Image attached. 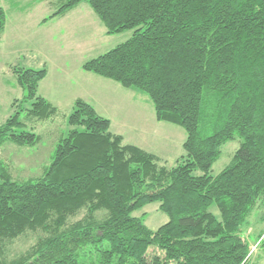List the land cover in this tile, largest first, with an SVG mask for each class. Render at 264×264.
Listing matches in <instances>:
<instances>
[{
	"label": "trees",
	"instance_id": "16d2710c",
	"mask_svg": "<svg viewBox=\"0 0 264 264\" xmlns=\"http://www.w3.org/2000/svg\"><path fill=\"white\" fill-rule=\"evenodd\" d=\"M58 1L50 18L85 2L108 35L132 31L82 69L147 94L157 121L184 129L183 154L162 165L76 99L67 136L39 179L18 181L0 162V264H250L241 232L264 199V0ZM4 28L0 10V36ZM14 73L27 115L57 112L38 93L46 68ZM20 111L0 125V148L38 142L17 131ZM236 136L230 161L210 175ZM152 202L168 216L156 230L133 214ZM28 231L42 233L12 252ZM257 240L264 250V231Z\"/></svg>",
	"mask_w": 264,
	"mask_h": 264
},
{
	"label": "rangeland",
	"instance_id": "374dc122",
	"mask_svg": "<svg viewBox=\"0 0 264 264\" xmlns=\"http://www.w3.org/2000/svg\"><path fill=\"white\" fill-rule=\"evenodd\" d=\"M83 4L63 18H50L60 6L58 0H0V10L5 16V28L0 36V125L22 108L19 117L23 126L18 127L17 131L30 130L39 136L34 145L6 142L0 148V162L8 167L13 178L18 181L39 179L52 164L58 143L70 129L67 117L72 110L68 106L71 91L76 90L75 86L71 87V81L81 73L83 63L90 55L94 57L102 54L132 34V31H125L107 37L103 24H100L89 4ZM86 8H89L92 19L86 14ZM45 18H48L47 21H43ZM14 67L35 70L46 68L48 76L42 79L41 91L45 93L46 89L49 96L55 95L52 98L58 101L59 110L54 115L47 119L27 115L30 101H22L27 91L17 82ZM94 88L88 81L85 90ZM129 90V96H107L109 99L105 106L114 115L128 112L129 121L132 122H129V128L121 130L125 143L143 145V141L144 150L158 155L162 165H174L183 154L184 129L157 121L148 95L135 88ZM93 92L92 95L101 97L99 92ZM133 121L135 124L132 125ZM163 131L167 137L162 134ZM239 143L240 138L236 136L221 147V155L213 164L210 175L218 174L228 164ZM210 210L216 216L219 215L215 206ZM82 214L71 219L80 218ZM133 214L142 215L145 225L151 230H156L168 221L167 214L159 209V202L148 203ZM263 231L264 199H260L241 232L249 245L250 264H264V250L258 246L257 240ZM41 233L26 232L12 242L10 250H26ZM154 252L162 253L155 248L149 249V253Z\"/></svg>",
	"mask_w": 264,
	"mask_h": 264
},
{
	"label": "crops",
	"instance_id": "0c3cea01",
	"mask_svg": "<svg viewBox=\"0 0 264 264\" xmlns=\"http://www.w3.org/2000/svg\"><path fill=\"white\" fill-rule=\"evenodd\" d=\"M83 5H84L83 3H80L76 7L71 9L70 11L66 12L65 14H60L59 16L56 15V17L63 18L65 15H70V13L76 11L77 9L82 7ZM86 9H87V10H85L86 14L92 19V14L88 10L89 8H86ZM100 24L102 25V23H100ZM102 27H104V26L102 25ZM104 33H106L105 28H104ZM108 36L109 35L107 34V37ZM90 56L91 57H89V59L92 58L93 55H90ZM94 57H96V56H94ZM80 72L81 73L77 75V78L71 81V87L75 86L74 88L76 90H75V92L71 91V99H70V104H69L68 108H70L72 110L73 102L76 99L85 100L86 102H88L89 104H91L94 107L95 111L99 115L109 118V120H110V131L114 134L121 135L123 137V142L125 143L124 133L121 130H123L124 128H129V122L130 123L132 122V121H129L128 112L123 111V114L118 113V115H114L109 110H107V108L105 106L107 104V100L109 99L107 96H111V95L114 96V94H115V96H129V91H131V90H129V88L122 87L116 81L95 75L91 72H86L82 68H81ZM47 76H48V73L46 74V77ZM88 81H89L91 86L95 87L93 90H90V89L85 90V86L87 85ZM42 85H43V81L41 80L39 82V86H38L39 95L44 97L46 100H48L50 103H52L59 110V104L57 103L58 101L52 98L55 95L49 96L46 89H45V93H42V91H41ZM93 91L99 92L101 97L92 95L94 93ZM133 124H135L134 121H133L132 125ZM162 134H164V136L167 137V135L165 134L164 131L162 132ZM125 144H132V145H135L137 147L144 149V147H143L144 142L143 141H142L143 145H141V144L139 145L136 143H128V142H126Z\"/></svg>",
	"mask_w": 264,
	"mask_h": 264
}]
</instances>
